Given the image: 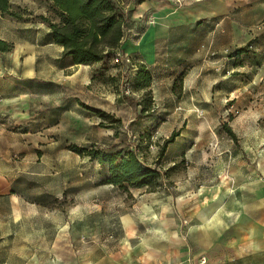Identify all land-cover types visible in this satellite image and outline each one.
<instances>
[{"label":"rangeland","instance_id":"obj_1","mask_svg":"<svg viewBox=\"0 0 264 264\" xmlns=\"http://www.w3.org/2000/svg\"><path fill=\"white\" fill-rule=\"evenodd\" d=\"M113 1L120 45L85 63L52 40L49 0L0 13V264H217L201 211L220 204L232 242L264 222V0ZM128 149L154 190L89 154Z\"/></svg>","mask_w":264,"mask_h":264},{"label":"trees","instance_id":"obj_2","mask_svg":"<svg viewBox=\"0 0 264 264\" xmlns=\"http://www.w3.org/2000/svg\"><path fill=\"white\" fill-rule=\"evenodd\" d=\"M49 1L60 12L58 22H47L50 35L55 43L63 47V55L70 56L73 63L99 61L119 47L122 13L113 0ZM9 3L10 0H0V13L8 12ZM9 49L10 44L0 39V52ZM137 79H142L143 85L147 86L151 76L140 66ZM89 154L100 162L108 163L110 174L107 181L120 189L145 186L154 190L157 186L159 170L143 164L133 149L126 150L118 160L116 154L100 151H90Z\"/></svg>","mask_w":264,"mask_h":264},{"label":"crops","instance_id":"obj_3","mask_svg":"<svg viewBox=\"0 0 264 264\" xmlns=\"http://www.w3.org/2000/svg\"><path fill=\"white\" fill-rule=\"evenodd\" d=\"M0 39L6 40L1 36ZM224 196H227V194L225 193ZM220 208L221 205L219 204L216 205L213 211L209 213L210 215H207V211H201L199 214L201 222L206 226L205 231L208 233H206V239L197 236V239L199 238L201 240L200 244L202 247H209L207 243L208 237L210 240H212V244L214 245L210 247L217 246V248L222 249V257L218 259L217 264H253L255 263L252 261V258L254 257H259L264 260V226H262L264 225V222H261L262 225L257 224L255 221H252V223L248 222L247 224L246 222L241 223V225L237 226L235 230L236 232L232 242V238H230V234H232V232H229V227L231 223L234 222V218L231 217V222L228 223H226V220L222 217L214 220H211V218L210 221H208L211 214L214 212L221 213ZM223 215L226 216L225 213H223ZM246 235L249 237V239L248 241L244 242ZM239 242L242 244H239ZM231 249L234 250V257H232L230 254Z\"/></svg>","mask_w":264,"mask_h":264},{"label":"built area","instance_id":"obj_4","mask_svg":"<svg viewBox=\"0 0 264 264\" xmlns=\"http://www.w3.org/2000/svg\"><path fill=\"white\" fill-rule=\"evenodd\" d=\"M122 55H123V54H122ZM122 55L120 54V52L116 53V54L114 55L115 60H118L119 58H122ZM123 57H126V58H127V55L124 54Z\"/></svg>","mask_w":264,"mask_h":264},{"label":"bare ground","instance_id":"obj_5","mask_svg":"<svg viewBox=\"0 0 264 264\" xmlns=\"http://www.w3.org/2000/svg\"><path fill=\"white\" fill-rule=\"evenodd\" d=\"M215 214V213H214ZM213 215V214H212ZM215 217V216H214ZM208 220V219H207ZM212 220V219H211ZM208 221H210V219L208 220ZM219 222V221H218Z\"/></svg>","mask_w":264,"mask_h":264}]
</instances>
